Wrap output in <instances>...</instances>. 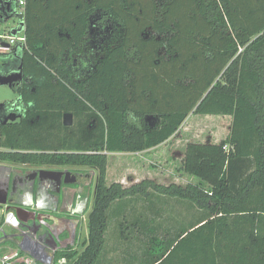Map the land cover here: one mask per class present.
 <instances>
[{"label": "trees", "instance_id": "trees-1", "mask_svg": "<svg viewBox=\"0 0 264 264\" xmlns=\"http://www.w3.org/2000/svg\"><path fill=\"white\" fill-rule=\"evenodd\" d=\"M138 1L27 0L25 82L14 87L28 108L21 122H0V163L98 170L82 250L57 256L68 264H101L111 220L117 240L144 244L145 264H264V0H162L155 20L147 15L150 3L143 2L142 25L160 36L156 48L163 51L156 70L140 73L132 59L126 63L128 47L137 50L139 61L142 56L141 63L151 57H143L150 47L145 41L142 46L124 38L113 44L120 55L106 58L94 82L75 85L64 54L77 51L95 15L111 11L116 19L124 4L134 8ZM130 24L140 31L136 21ZM65 84L80 105L66 107ZM65 111L95 120L92 134L86 125L80 135L64 127ZM191 113L233 118L227 140L187 144L182 171L198 183L108 185V154L167 143ZM159 198L198 208L205 220L175 235L171 227L154 226L147 213ZM142 202L139 219L124 215Z\"/></svg>", "mask_w": 264, "mask_h": 264}, {"label": "crops", "instance_id": "crops-1", "mask_svg": "<svg viewBox=\"0 0 264 264\" xmlns=\"http://www.w3.org/2000/svg\"><path fill=\"white\" fill-rule=\"evenodd\" d=\"M24 23V22H23ZM27 29L26 27V23H24V32ZM7 32H9L11 35H15L12 32H16L17 30L11 31L8 30ZM6 33V32H4ZM22 35V34H21ZM1 56V55H0ZM12 57L9 55H2L0 57V67L2 68L3 64L10 60ZM156 118V117H155ZM155 120V119H154ZM197 121L200 122H206L211 124L212 126L208 129H206L205 131H212V136L214 137L212 140V144H219L221 141L223 140H227L230 137L231 134V130H232V123H233V118L231 116H201V115H195V114H190L188 116V118L186 119V121L184 122V124L182 125V127L180 128V130L167 142L164 143L156 148H152L143 152H139V153H114V154H108V172H107V183L108 185H111L113 183H120L123 185V187H131L133 185L139 184L140 182H142L143 180H152L154 182H163L164 180H168V178L170 179H174L175 181H170L172 184H179L180 180H185L188 183H193L195 184V180L193 176H190L188 174H186L185 172L183 175L180 174H176L175 176H168L166 175L168 178H166L165 175H161L160 173H152V174H144V170L142 169L143 167L147 168V163L149 164H153V163H159L160 161L164 160L163 162H169L170 164H177L176 161H178V163H180L181 167L183 164V159L185 156V151H186V146L189 143H194V142H189L186 143L187 141H189L190 138V134L191 131H193L197 123ZM209 134V133H208ZM211 136V135H210ZM219 137V138H218ZM183 143H186V145L183 147ZM117 156V157H116ZM111 157H115L114 160L112 161H116L117 164H121V167H124V162H120V161H124L122 158H136L137 162L135 163V165L132 168H129L128 172L121 170V175L119 177L118 180L112 182L111 181V163H110V158ZM137 164V165H136ZM160 164V163H159ZM17 166V165H16ZM12 168V166H10ZM25 167H36V166H25ZM64 171V176H65V181L67 180L68 182H70V184H66L64 182L63 187L61 188V192L60 194L57 196V199L59 200L58 206H55V199L49 197L47 195V193H45L43 196L38 197V200L40 202H42V204H44L45 208H53L54 210L51 212L52 217L51 219H54L56 221H58V219H62L64 220L63 222L61 221L58 224V227L55 229H57L62 233V240H63V244H66V240L68 237V223L65 221L66 218H72L69 215V210H71V208L73 209L74 207H77L80 205V203H82V199L88 198L87 195L85 194V192L87 191V189L92 188V186H97V180H98V170L92 167H77V166H62ZM38 168V169H36ZM31 171H34L38 174H40L41 171L45 170L39 167H36ZM56 168L55 170H52L53 172H57L60 171L61 167H54ZM74 168V169H73ZM76 172L81 173V175L76 174ZM67 176V177H66ZM172 177V178H171ZM78 178L80 179V187L75 188L70 190L69 188H67V185H73L75 183H77ZM169 179V180H170ZM191 180V181H190ZM96 181V183H95ZM197 181V180H196ZM161 185H164L163 183H161ZM181 185V184H179ZM15 186V183H14ZM20 186V184L18 185V187ZM64 191L65 196L64 198L62 197V192ZM49 192H53L49 189ZM89 200V199H88ZM166 200H163L161 198H159L156 202V205L154 206V208H152V213H147L148 214V218L149 221L151 223H154V226H160L161 228L162 225L164 224H172V227L175 224H180V225H187L188 228H191L194 225H198L200 224V222H203L205 220V218L203 217V213L204 211L198 209V208H193V207H185L184 210L182 211V217L180 218L178 216L179 212H173V210L168 209V205H166L164 202ZM57 208V209H56ZM141 209L139 210L138 206L136 205H131L124 213L125 214H129L130 217L134 220V219H139V216L141 215ZM89 203L88 206L85 210V215L87 216V214L89 215L90 211L89 210ZM158 213V214H156ZM165 213L168 214V216H175L174 217H168L165 218L164 215ZM85 216V219H78L76 218V222H77V227H76V237L79 236V231L81 230V223H87V218ZM73 219V218H72ZM75 219V218H74ZM52 223V222H51ZM164 229V228H163ZM66 230V231H65ZM108 234V232H107ZM107 234H106V246H108V256L111 252V250H117L118 248L120 249V247H122V249H128L126 253H124L123 255L128 256L129 258L133 255V247L134 246H130L128 245V242H123L120 240H117V244L113 247L110 248V244H109V239L107 238ZM81 239V238H80ZM116 239H118V237H116ZM7 245H14L16 244L14 241H10V242H4ZM77 245H80V241H78ZM127 247V248H126ZM78 250V248H77ZM108 259V258H107Z\"/></svg>", "mask_w": 264, "mask_h": 264}, {"label": "flooded vegetation", "instance_id": "flooded-vegetation-1", "mask_svg": "<svg viewBox=\"0 0 264 264\" xmlns=\"http://www.w3.org/2000/svg\"><path fill=\"white\" fill-rule=\"evenodd\" d=\"M143 2H147L148 4L150 3L152 7V10H150L147 15L153 13L152 18L154 20L156 17L158 18L160 16V14L156 11V9L158 10L160 9V5H162V0H149V1L140 0L135 3L136 6L134 8H130L128 4H124L122 6L123 9H121L122 15L120 17H117L116 19L113 18L112 14L110 13L111 11L109 12V14L99 13L94 16V18L90 22L88 34L79 44V47L76 49L77 51L70 53L66 52L64 54V62L67 65L65 69L67 71L69 70L70 72L67 76L71 78V80L74 82L75 85L86 84V83L91 84L92 82H94L100 70L101 65L106 61V58L108 59L112 55L115 57H118L120 55V49H118L117 46H113V44H118L120 39L124 40V38H125V42L127 43L131 38L134 41L137 40L141 43L142 46H144V41H145L150 47L148 48V50L143 51V57L144 58L151 57V59H149V63H144V62L141 63L142 61H144L142 59V56L140 55V61H139L138 53L136 52L137 50L128 47L126 52L128 55V58L126 59V63H128L132 59V61L134 62L132 66L137 67V70L139 69L140 73H147V72L150 73L156 70V67H158L156 65L160 64V57L163 55V51H161V49L159 48H156L158 46V42H160V36H156L155 31L150 26L147 27L145 25H142L143 20L145 18L144 15L145 10L141 8ZM113 8L114 6H112V9ZM136 8L138 9L139 14H135L134 10ZM11 9H12V1L7 6L8 11H10ZM130 17H135V21L140 26V31L136 30L137 29L136 24H130L135 22L132 21ZM4 18H5L4 15L1 16V19ZM134 32H136L138 35L136 36ZM64 37H65L64 34L61 33L60 38L64 40L66 39ZM21 51L22 50L20 49L15 50L12 53V55H10L12 58L6 61L3 64L2 68L5 69L3 71L7 73L18 72L19 70H21L23 75L21 86H23L25 82V78L22 71ZM65 85L70 90L69 99L64 101V103L67 102L66 107H70L71 105L74 106L80 105L79 102L80 98H77V96H75V92L69 85L67 84ZM27 108L28 107L26 106L25 102H23L20 97L18 105L12 107L11 111L16 112L20 116L19 122H21L22 118L25 116V112L27 111ZM85 113L93 114V111L87 110L85 111ZM66 114L73 115V123L75 118L79 116V114L74 115L72 112L65 111L62 116L63 124H64V117ZM92 124L96 126V121L95 120L92 121ZM65 127H71V126H65ZM14 171L15 172H13L12 174V179L15 183L14 191L18 190L19 184H20L19 187H23V186L25 187L26 185H32L35 182V189H33L35 197L40 190L39 181H41V183L44 185V187L42 185L43 190L45 189L46 191H49L50 189L51 191L55 192L57 189H59L58 182L62 180L64 184L66 179L65 176L63 177L61 176L60 173H64V171L61 170L57 172H53L52 170H43L50 172L51 174L43 175L42 180L40 178V174L36 173L35 170L34 171L28 170L26 172H21L18 170H14ZM62 187L63 185L61 186V188ZM69 220L71 221L70 232H72L74 229L73 222L75 219L69 218Z\"/></svg>", "mask_w": 264, "mask_h": 264}, {"label": "built area", "instance_id": "built-area-1", "mask_svg": "<svg viewBox=\"0 0 264 264\" xmlns=\"http://www.w3.org/2000/svg\"><path fill=\"white\" fill-rule=\"evenodd\" d=\"M11 1L3 0V3L8 6ZM15 1L20 17L26 23L27 0ZM26 47V30L22 35L0 33V55L9 56L15 50H23ZM33 189L32 185L18 187L12 197V201L16 205H0V264H68L66 257L58 258L57 256L61 252L77 250L80 238L76 237V218L85 219V210L89 200L88 198L82 199L79 206L69 210V215L73 219L75 218L74 229L70 232L71 221L66 218L69 231L66 244L62 245L63 232L58 231L54 226L57 228L58 224L64 220L51 219V212L54 209L45 208L42 202L36 201ZM55 206L57 207L58 204ZM15 207L22 208L25 213L20 216ZM44 226H48L52 230L54 238ZM10 241H14L16 244L7 245L4 243Z\"/></svg>", "mask_w": 264, "mask_h": 264}, {"label": "rangeland", "instance_id": "rangeland-1", "mask_svg": "<svg viewBox=\"0 0 264 264\" xmlns=\"http://www.w3.org/2000/svg\"><path fill=\"white\" fill-rule=\"evenodd\" d=\"M221 2V1H220ZM5 16L4 19H1V16ZM8 30L14 31L17 30L18 35H21L24 33V23L23 20L20 17L19 14V9L16 6V1L12 0V9L10 11L7 10V6L3 3V0H0V33H9L7 32ZM14 34V32H12ZM17 35V34H16ZM2 56V55H1ZM0 56V57H1ZM3 68L0 67V122L3 124H15L18 123L20 121V116L14 112L11 111L12 107H15L16 105H18L19 100H20V94L17 92L16 88L14 87V85H16L17 88H19L21 86L22 83V72L21 70H19L18 72H4ZM62 124H63V120H62ZM86 125V131L90 134H92L93 132V128H95V126L92 124V120H88L85 116L79 115L78 117L75 118L73 126L68 127L71 128V132H76L78 135H80V128ZM64 126V124H63ZM212 125L206 122H200L197 121L196 125L193 131H191L190 134V138L189 141H187L186 143L189 142H194V143H211L213 140V136H212V131H205L206 129L210 128ZM65 127V126H64ZM58 130V132L61 134V137L64 136L66 134L64 128L58 127L56 129V131ZM209 133V134H208ZM211 135V136H210ZM219 138V137H218ZM186 143H183V147L186 145ZM117 157V156H116ZM115 157H111L110 158V163H111V181L114 182L116 180L119 179L120 175H121V170L127 171L129 170V168H132L135 163L137 162L136 158H122L124 161H120V162H124V167H121V164H117L116 161H112L114 160ZM164 160L160 161L159 163H153V164H149L147 163V168L143 167L142 169L144 170V174H152V173H160L161 175H168V176H175L176 174H180L183 175L184 173H182V167L180 165V163H178V161H176L177 164H170L169 162H163ZM0 165L3 166H7L10 167L12 166L13 170H18L21 172H26L28 170H33L36 167H25V166H20V165H12V164H8V163H0ZM137 165V164H136ZM39 168L45 169V170H55L56 168L54 167H50V166H41ZM63 167L60 168V170ZM38 169V168H36ZM74 169V168H73ZM152 172V173H150ZM76 174L81 175V173L76 172ZM171 177V178H172ZM166 178H168L166 176ZM174 178V177H173ZM194 178V177H193ZM168 178V180H164L163 182H157L158 184L163 183L164 185H170L172 184L170 181H175L174 179H170ZM196 179V178H194ZM197 180V181H196ZM194 182L195 184L199 182L198 179H196ZM191 181V180H190ZM96 183V181H95ZM174 184V183H173ZM179 184L185 186L187 184H189L188 182H186L185 180H180ZM67 188H69L70 190L75 189L80 187V179L78 178L77 183L73 184V185H67ZM85 194L87 195L88 199H89V210H91L93 208L94 205V201H95V195H96V188L95 186H92V188L87 189V191L85 192ZM62 197L64 198L65 193L64 191L62 192ZM166 205H168V209L173 210V212H179L178 216L181 218L182 217V211L184 210V208L186 207V204L184 203H180L179 201H174V200H167L164 202ZM143 207L141 206V204H138V208L142 212H144V203L142 202ZM88 210V211H89ZM165 218L168 217H174L175 216H168L167 213H165L164 215ZM86 220L87 223H81V230L79 231V238L80 239V245L78 246V250L81 251L82 250V243L85 241V239L88 236V214L86 216ZM163 228H168L171 227L172 229H174L175 231L171 232L173 235H175L178 231V229H189L187 227V225H180V224H175L172 227V224H163L162 225ZM117 227L115 225L114 220H111L110 226L108 228V234H107V238L109 239V244H110V248H113L118 242L116 237H118V232H117ZM177 230V231H176ZM161 235L164 236V232L163 230H159L158 231ZM162 237V236H161ZM144 244L141 242L136 244V247H133V256L136 257V259H134V261L132 262H127V260H129L128 256L123 255L124 253L127 252L128 249H122V247H120V249L118 248L117 250H111L109 256H108V246H106L105 251L106 253L103 254V258L101 260V264H145L144 259L142 258L143 254H144ZM127 248V247H126ZM136 252V253H135ZM108 258V259H106Z\"/></svg>", "mask_w": 264, "mask_h": 264}, {"label": "water", "instance_id": "water-1", "mask_svg": "<svg viewBox=\"0 0 264 264\" xmlns=\"http://www.w3.org/2000/svg\"><path fill=\"white\" fill-rule=\"evenodd\" d=\"M14 34L16 35V32H14ZM154 119L155 118L153 116L147 117L148 121H151V120H154ZM64 125L65 126H72L73 125V115L72 114H66L65 115V117H64ZM13 172H15V171L11 167L0 165V205H7V204H12L14 206L16 205V203L12 201V197L15 194L14 181L12 179ZM49 174H51V173L47 172V171H41L40 172L41 180H42V176L43 175H49ZM60 174H61L62 177L64 176V173H60ZM39 182H40V184H39L40 185V190L37 193L38 195L36 194V197H35L36 201H38V197H41L45 193H47V195L49 197L55 199V203L58 204L59 200L57 199V196L61 192V186L63 184V181L60 180L58 182L59 189H57L55 192H49V191H46L45 189L43 190V188H42L43 184L41 183V181H39ZM65 183L66 184H68V183L70 184V182H68L67 180L65 181ZM32 186L35 189V182L32 184ZM43 187H44V185H43ZM16 209H17V212H18V214L20 216H22V214L25 213V211L22 208H16ZM24 221H26V220H24ZM25 225L27 227H30L27 224H25ZM44 228H46L47 232L50 233L51 236L53 237L52 230L48 226H46V227L44 226Z\"/></svg>", "mask_w": 264, "mask_h": 264}]
</instances>
